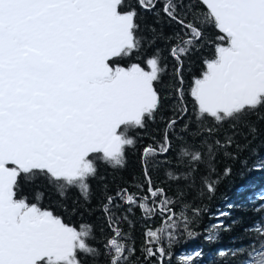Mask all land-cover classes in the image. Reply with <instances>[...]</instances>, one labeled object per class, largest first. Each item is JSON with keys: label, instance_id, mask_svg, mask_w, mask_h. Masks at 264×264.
Here are the masks:
<instances>
[{"label": "snow or ice", "instance_id": "1", "mask_svg": "<svg viewBox=\"0 0 264 264\" xmlns=\"http://www.w3.org/2000/svg\"><path fill=\"white\" fill-rule=\"evenodd\" d=\"M137 2L153 11L158 0ZM163 2V13L179 30L164 36L149 25V38L140 33L138 12L129 0H0V264H84L82 256L93 264H131L135 242L120 227L128 217L112 212L120 206L117 199L129 213L140 208L145 220L161 218L158 226L143 233L146 260L163 264L181 237L199 235L194 226L208 209L197 206L196 200L216 191L217 155L223 151L235 159L227 149L246 150L247 135L254 136L256 128L244 117L264 110V0ZM208 26L220 34L214 51L202 61L203 71L192 79L193 114L176 135L175 147L177 121L172 119L162 141L144 148V181L136 192L123 188L105 196L111 235L100 247L91 243V225L65 223L41 206L39 193L35 202L21 194V178L30 182L43 176L59 195L76 187L87 200L97 160L122 167L126 149L136 144L131 132L154 120L161 107L155 86L165 71L160 50L147 60V71L140 63L125 64L124 58L146 40L164 39L171 44L182 85L183 58L202 46ZM176 91L182 102L183 88ZM186 112V107L180 109L181 118ZM242 122L248 134L237 130ZM225 123L231 132L221 139ZM237 136L247 143L241 145ZM169 152L172 159L164 163L174 191L155 184L148 166ZM252 169H264V160H257ZM230 172L226 168L224 175ZM256 199L261 201L256 211L264 210V192ZM228 214L218 211L210 217L216 223L205 229L206 241L215 242L221 231L230 230L221 219ZM244 231L254 234L247 245L219 249L216 257L264 264V217ZM201 255L194 253L196 258ZM181 261L195 264L192 255Z\"/></svg>", "mask_w": 264, "mask_h": 264}, {"label": "trees", "instance_id": "2", "mask_svg": "<svg viewBox=\"0 0 264 264\" xmlns=\"http://www.w3.org/2000/svg\"><path fill=\"white\" fill-rule=\"evenodd\" d=\"M129 2L134 3L135 0H129ZM149 25H153L152 22L143 21L141 31L142 35L150 38L151 34L147 31ZM155 27L164 36H169L179 30L178 25L169 22L160 28ZM219 34L214 27L208 26L205 29L202 46L188 57L183 58L182 85L180 78L176 75L178 64L170 55L171 44L164 39H157L155 42H151V39L146 40L143 47L139 51H134L133 54L142 63H145L156 54L157 49L160 50L159 54L163 56L165 71L155 86L162 97L161 107L154 120L148 121L144 128H137L131 132V135L136 138V144L134 147L126 149L124 165L114 168L108 163L98 161L97 173L95 177L89 179L91 191L87 200L81 196L76 187H70L66 195L61 196L52 183L44 181L29 183L28 191L31 194L29 198L35 201V197L39 193L41 206L56 209L59 215L67 220L73 217L76 226L91 225L95 236V240L91 243L100 247L105 239L111 235L107 214L103 210V205L106 203L105 196H115L116 192L123 188H127L130 193L137 191L136 185L144 181L141 154L145 147L162 141L166 124L172 119L177 121L175 132L172 135L173 146H176L175 137L182 125L192 116L195 108L194 100L190 95L192 79L203 71L202 61L214 51V42ZM181 87L183 88L182 102L176 91ZM182 107H186L187 112L181 118L180 109ZM261 117H264V110L244 117V121H251L254 124L256 133L254 136L247 135V142H250V146L246 150L237 152L234 146L227 149L237 158L233 159L232 156H226L223 151L217 155L215 168L219 176V183L216 191L210 197L205 195L196 200L197 206H206L208 209L207 212L202 213L194 226V231L199 235L191 239L181 237L172 246L171 256L164 257L163 264H182L181 258L188 255L193 256L195 264H212L214 259H216L217 264H236L235 260H220L216 257L217 250L239 247L241 244L247 245L250 242L249 237L254 238V234H246L244 230L264 217V210L256 211L258 207H261V201L257 200L256 196L264 192V169H252L257 160H264V119ZM237 130L244 134L249 133V129L243 127V122ZM225 132L229 134L231 132L230 125L227 123L221 128V139H223ZM236 139L241 145L247 143L242 136H237ZM172 156V152L167 155H158L150 160L148 166L155 184L166 188L171 187L174 191L176 185L167 177L169 165L164 163L165 160H171ZM226 168L231 169L229 175H224ZM115 203L120 206L112 209L113 214L119 217H128L127 222H122L120 227L125 232L130 233L131 239L135 242L136 252L131 257V264H158L156 260L145 259L141 252V246L146 228L158 226L161 218L157 216L151 220H145L142 218L140 208L135 207L129 213L127 205L123 201L117 199ZM228 205H232V207L229 208ZM218 211L229 213L221 219L225 225L230 226V230L221 231L218 240L209 243L205 240V229L216 223V220L210 217H214ZM196 251L202 252L199 258L194 256ZM82 258L84 264H93L90 257L82 256Z\"/></svg>", "mask_w": 264, "mask_h": 264}, {"label": "flooded vegetation", "instance_id": "3", "mask_svg": "<svg viewBox=\"0 0 264 264\" xmlns=\"http://www.w3.org/2000/svg\"><path fill=\"white\" fill-rule=\"evenodd\" d=\"M130 3V2H129ZM133 7H135L137 9V12H138V23L140 24V33L142 34V31H141V23L145 20H148L150 22H152L153 25L157 26V27H162V26H165L168 24V18L165 16V14L163 13V7H164V2L163 0H158V2L156 3V8L153 10V11H146L142 8H140L137 0H135L134 3H130ZM157 13H159V16H157ZM157 20H159V22H157ZM134 52V51H133ZM128 56V57H125L124 58V62L125 64H130V63H140L142 67L145 68V70H150V66L147 65V62L145 63H142L138 57H136L134 54ZM100 161V160H97V162ZM36 181H44V182H49L48 179H46L45 177L43 176H38L35 180L33 181H26L24 178H21L20 179V187H21V194L23 196H26V197H31V194L29 193V183H32V182H36ZM29 201L30 202H35L33 201L32 198H29ZM44 207V206H42ZM45 208H48V207H45ZM50 209V208H48ZM51 211H53V213L55 215H59V212L55 209H50ZM60 216V215H59ZM62 219L64 220L65 223H68L70 225H73V226H76L75 224V219L73 217H71L69 220H67L66 218L62 217Z\"/></svg>", "mask_w": 264, "mask_h": 264}]
</instances>
